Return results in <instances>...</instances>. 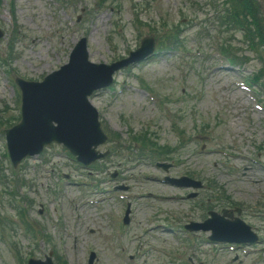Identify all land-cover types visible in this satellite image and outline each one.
Instances as JSON below:
<instances>
[{"label":"rangeland","instance_id":"374dc122","mask_svg":"<svg viewBox=\"0 0 264 264\" xmlns=\"http://www.w3.org/2000/svg\"><path fill=\"white\" fill-rule=\"evenodd\" d=\"M0 1L1 8L8 13V16L0 13V29L6 35L0 41V73L4 71L11 77L0 74V200L1 196L4 199L3 205L0 203V222L5 224L6 220H2L1 212L7 217L15 212L8 207L13 203L5 200L4 191L15 182V191L23 188L18 199L21 202L27 199L29 223L40 226L45 241L35 247L33 240L20 234L16 238L20 243L16 241L17 249L24 254V261L42 260L52 251L67 264H87L90 249L98 255L96 264H126L120 252L124 247L125 255L138 252L139 264H173L152 248L178 250L180 244H175L170 233L189 221H203L205 210L220 212L225 203L219 192L224 191L228 198L255 210V214L263 212L264 200L259 196L264 194V173L239 156L228 160L232 166L230 171L224 170L220 167L223 158L215 153L225 149L257 156L264 164V129L242 94L234 90L233 83L239 76L234 71L210 68L216 62L211 57L208 59L209 43L217 34L212 26L216 20L207 15L211 10L208 0H55L60 5L55 8L51 0ZM77 19L80 20L77 22ZM173 26H180L182 30L177 44L183 45L186 51L200 48L201 57L192 55L180 59L173 51L158 53L154 59L116 74L114 92L101 91L90 99L105 129L122 138L120 143L112 142L100 148L101 151L110 148L116 153H112L108 161L104 160L105 163L97 167L98 171H88L91 178L102 181L97 185V195L79 184V181L91 182L90 177L86 171L75 169L58 145L19 165L14 177H10L9 161L2 159L6 152L4 128L14 121L18 123L15 118L19 116L20 101L18 91L5 89L4 82L11 84L15 78L40 81L66 63L69 52L81 37L87 38L92 62L109 64L135 50L143 37L155 36L157 30L169 31ZM221 32H218L220 39H229L238 51L250 57L249 63L242 66L248 74L261 69L256 56L243 44L240 32ZM9 51L12 56L6 60L4 56ZM143 85L149 86L151 93L163 103L151 102L142 92L132 89ZM144 132L157 144L171 150V161H163L172 165L167 172L153 167L151 158L141 156L138 148L130 143L131 137ZM229 172L237 174L232 176ZM115 173L116 177L111 179ZM141 174L146 176L141 177ZM65 175L71 177V183L64 179ZM189 175L213 189L204 190L200 200L203 207L171 200L147 209L133 199V216L121 244L113 233L128 202L108 201L98 210L87 202L114 186L123 187L125 193L131 195L148 192L165 197L180 196L185 192L161 180ZM40 205L45 208L42 215H39ZM252 214L248 212L243 219L254 229L262 222ZM148 217L163 220L172 229L162 233L153 228L154 222L148 221ZM3 233L11 236L12 232L0 224V238ZM258 234L264 238V233ZM205 237L197 234L199 245L209 251L214 246L208 245ZM215 250L217 257L207 254L202 259L207 264H231L233 253L229 255L217 245ZM237 257L234 264L239 260H244V264H264L257 257L243 258L239 253ZM0 264H17L9 245L1 239Z\"/></svg>","mask_w":264,"mask_h":264},{"label":"water","instance_id":"95a60500","mask_svg":"<svg viewBox=\"0 0 264 264\" xmlns=\"http://www.w3.org/2000/svg\"><path fill=\"white\" fill-rule=\"evenodd\" d=\"M113 69L107 70V76ZM84 68L78 67V61L74 57L72 67L60 74H56L49 79L45 86L40 88V100L34 102L31 97V90H25L23 122L21 126L15 128L13 132L16 136H22L23 140L15 141L11 136L12 131L8 132L9 147L15 159L38 150L43 144V140L52 136L51 122L54 118L55 101L54 98L63 93L67 88L74 85L79 76L83 74ZM44 107L42 108V106ZM35 125V131H31L28 126ZM103 139L96 137L86 143L87 150L96 146Z\"/></svg>","mask_w":264,"mask_h":264},{"label":"bare ground","instance_id":"6f19581e","mask_svg":"<svg viewBox=\"0 0 264 264\" xmlns=\"http://www.w3.org/2000/svg\"><path fill=\"white\" fill-rule=\"evenodd\" d=\"M95 84H97V83H95V81H93V83L88 84V87H93ZM70 95L71 94H70L69 91H64V97L66 99V104L71 102ZM43 107H44V105L42 106V108ZM76 110H77V108L75 107L74 108V112L70 113V116H73L74 119H75L74 128H73L74 135L80 142H82L87 136V129H86V127H85L80 115L76 112ZM14 131H12V133H11V136H13L14 140L15 141H18V140H23L24 141L22 136L14 135L13 134Z\"/></svg>","mask_w":264,"mask_h":264},{"label":"trees","instance_id":"16d2710c","mask_svg":"<svg viewBox=\"0 0 264 264\" xmlns=\"http://www.w3.org/2000/svg\"><path fill=\"white\" fill-rule=\"evenodd\" d=\"M250 8H251V6H250ZM252 16H253L254 19L256 18V17H255V12H254V14H253Z\"/></svg>","mask_w":264,"mask_h":264}]
</instances>
